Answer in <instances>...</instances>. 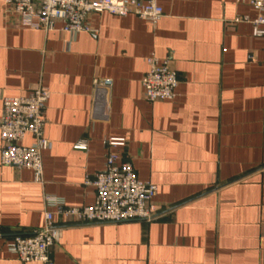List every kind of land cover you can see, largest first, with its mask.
<instances>
[{
    "label": "crops",
    "instance_id": "crops-1",
    "mask_svg": "<svg viewBox=\"0 0 264 264\" xmlns=\"http://www.w3.org/2000/svg\"><path fill=\"white\" fill-rule=\"evenodd\" d=\"M155 24L134 14L90 13L94 32L23 26L0 0V110L3 96L50 91L44 183L0 161V264L23 262L8 250L16 234L46 225L45 194L66 204L95 201L86 184L109 148L158 186L152 221L64 225L55 264H264V35L257 10L239 0H158ZM240 18L235 21L236 18ZM61 22L57 23L60 27ZM171 57L173 99L150 102L147 57ZM110 80L107 106L93 80ZM87 141L86 149L75 147ZM25 144L32 142L27 135ZM2 141L0 138V155Z\"/></svg>",
    "mask_w": 264,
    "mask_h": 264
},
{
    "label": "built area",
    "instance_id": "built-area-1",
    "mask_svg": "<svg viewBox=\"0 0 264 264\" xmlns=\"http://www.w3.org/2000/svg\"><path fill=\"white\" fill-rule=\"evenodd\" d=\"M239 1L248 2L257 10L258 16L252 20L254 34L263 36L264 0ZM4 12L18 18L23 26L72 34L95 31L87 21L90 13L134 14L153 24L164 16L158 0H5ZM58 22L62 24L60 27H57ZM146 61L149 69L142 78L146 99L154 102L175 98L179 78L172 58L159 59L152 54ZM93 84L98 92L97 102L107 106L110 80L95 78ZM49 97V89L38 83L26 96H3L0 110L1 163L31 170L34 181L40 184L44 183L42 153L53 146V141L45 134ZM27 135L32 137L30 144L24 142ZM105 144L108 152L104 168L85 181L95 190L94 203L72 206L58 196L45 194L46 207L55 209L46 210L45 227L32 234H16L8 243V250L21 261L55 264L50 249L64 226L55 222V215L70 224L152 221L160 216L161 208L154 202L158 186L141 180L131 162L119 161L120 156L109 149L124 145L125 140L109 138ZM87 146L85 140L75 147L86 149Z\"/></svg>",
    "mask_w": 264,
    "mask_h": 264
}]
</instances>
